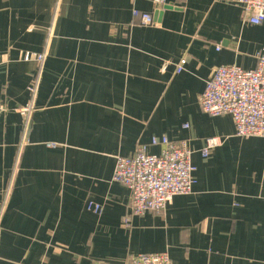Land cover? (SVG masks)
I'll return each instance as SVG.
<instances>
[{
  "label": "crops",
  "instance_id": "obj_1",
  "mask_svg": "<svg viewBox=\"0 0 264 264\" xmlns=\"http://www.w3.org/2000/svg\"><path fill=\"white\" fill-rule=\"evenodd\" d=\"M262 50L264 22L234 0H0V264H264V138L198 101L213 70H252ZM162 137L187 144L196 184L132 216L115 158L159 154Z\"/></svg>",
  "mask_w": 264,
  "mask_h": 264
},
{
  "label": "built area",
  "instance_id": "obj_2",
  "mask_svg": "<svg viewBox=\"0 0 264 264\" xmlns=\"http://www.w3.org/2000/svg\"><path fill=\"white\" fill-rule=\"evenodd\" d=\"M241 8L244 21L253 26L264 22V0H234ZM164 4V0H157ZM133 16H138L136 11ZM143 26L153 24L149 14L139 15ZM31 55L25 54L24 60ZM36 62L42 64L44 55H37ZM186 60L175 66L176 73L183 71ZM39 77L29 88L35 96ZM201 111L210 117L230 116L234 124L235 136L239 138H264V50L257 56L256 67L242 70L237 66H219L213 70L205 82L203 93L199 96ZM31 105L18 112L26 117ZM6 109L0 106V114ZM186 127V126H185ZM160 144L159 154H147L144 146H139L131 157H116L112 181L130 191V212L132 216H142L147 212L163 213L176 196H187L192 193L196 184L195 167L192 165V152L187 144L170 142L167 138H152L151 145ZM220 144L218 138H208L200 152L207 159ZM54 148L55 144H46ZM4 206L0 208L1 219ZM87 209L97 214L101 206L88 203ZM127 219H124V223ZM127 264H172L167 253L135 254L129 256Z\"/></svg>",
  "mask_w": 264,
  "mask_h": 264
}]
</instances>
